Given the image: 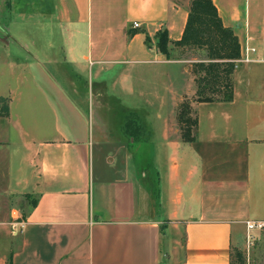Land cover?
Returning <instances> with one entry per match:
<instances>
[{
	"label": "crops",
	"instance_id": "1",
	"mask_svg": "<svg viewBox=\"0 0 264 264\" xmlns=\"http://www.w3.org/2000/svg\"><path fill=\"white\" fill-rule=\"evenodd\" d=\"M189 2L0 0L6 191L37 199L21 221L0 218V264H234L246 220H264V0H214L241 44L234 96L192 102L196 138L185 141L177 117L188 87L195 85V95L191 67L201 58L177 49L168 56L155 35L167 30L180 39ZM7 37L30 58L11 59ZM48 65L74 77L115 68L120 92L155 118L146 139L131 143L105 121L92 134L90 106ZM145 149L151 160H137ZM20 152L35 180L31 190L9 185Z\"/></svg>",
	"mask_w": 264,
	"mask_h": 264
},
{
	"label": "rangeland",
	"instance_id": "2",
	"mask_svg": "<svg viewBox=\"0 0 264 264\" xmlns=\"http://www.w3.org/2000/svg\"><path fill=\"white\" fill-rule=\"evenodd\" d=\"M180 3H185L187 0H175ZM253 1V0H252ZM252 8L254 9L253 12L256 10L254 4L252 5ZM5 17L3 16L1 18L0 16V42L4 43V37L5 34L3 33L2 25L4 24ZM2 33V34H1ZM6 40L7 42H10V47L8 48L10 53L14 56L11 57L15 58L17 56L20 57H27L30 58V53L26 52L24 49H21V47L14 41V39L8 38ZM171 49H174V46L170 44L169 46ZM0 54H4L3 50L0 49ZM191 56H198L199 58L205 57L202 52H195L194 54L190 53ZM110 65V64H106ZM48 69L51 73H53L61 82L63 86L74 96V98L77 100V102L80 105H88L91 108V115H90V130L91 133H97V131L100 129L101 124L105 121L109 131L117 134L124 133L123 126L124 122L126 120V116L134 112L133 110H138V114L143 120V123L147 129V132H149V129L155 122L154 117L146 118L142 115L144 114V111H139V107H142L140 103H135L133 96L124 95L120 92V88L118 86V83L116 81L117 76V70L115 68H111L108 71H105L102 73L101 76H97L95 71L90 69L88 70H78V72L82 73L81 77L79 76H73L69 75L68 72L64 71L63 68L60 66L52 67L51 65H48ZM192 73V71H191ZM72 74V73H70ZM194 75V74H193ZM69 76H71L69 78ZM73 79L76 83V86L70 83V80ZM7 81L11 82L13 78L9 77L6 78ZM14 81H12L13 83ZM11 84V83H10ZM14 85V83H13ZM191 86H193L191 84ZM7 84L6 81H0V94H4L6 92ZM187 88V87H186ZM195 88V85L193 87H188V95L187 99L190 101L191 105L192 102L195 101V95H192L193 90ZM75 89L76 91H74ZM4 96V95H3ZM1 105H3L2 111L5 110L6 106L8 105V98L4 99V103L1 102ZM109 105V108L107 106ZM13 106H16V102L13 103ZM143 108V107H142ZM17 110V107H16ZM132 110V111H131ZM194 116V114H193ZM11 136L14 143H11L10 148H14L16 146H19L17 143V135L14 133V130H12ZM121 131V132H120ZM24 156V155H23ZM152 158V152L145 149V151L141 150L137 153L136 159L139 161H142L143 159H146L147 162L151 160ZM7 151L1 149L0 150V218L5 219L8 221H21L22 218H24L29 211V209L32 207V203L35 196L30 195H11L6 191L7 188ZM96 161L100 160V152L99 150L96 151ZM13 166L11 171V177L9 185L14 188L17 186V188H21L24 186L25 188H29L31 190L35 186V180L32 176V172L30 169V166L23 163L22 160V152L17 153L12 158ZM18 162H21L23 164L20 169L18 168ZM136 162V160H135ZM137 163V162H136ZM148 167V166H146ZM148 169V168H147ZM19 175V176H18ZM26 178L27 181L18 182V178ZM15 210V211H14ZM12 226V224L10 223ZM12 228V227H11ZM13 230V229H12ZM252 240L251 244H248L246 241V235L242 238V246H240L237 249H240L242 251L243 256L245 258V264H264V228L263 229H256L252 231ZM236 248L233 250V262L234 264H238V259L236 257ZM237 259V261H236Z\"/></svg>",
	"mask_w": 264,
	"mask_h": 264
},
{
	"label": "trees",
	"instance_id": "3",
	"mask_svg": "<svg viewBox=\"0 0 264 264\" xmlns=\"http://www.w3.org/2000/svg\"><path fill=\"white\" fill-rule=\"evenodd\" d=\"M134 31H129L132 35ZM150 43V37H147ZM156 48L170 55V44L178 54L191 55L202 52L205 57L192 63L191 71L195 76L196 101H230L234 96V71L237 60L241 57V44L232 27L224 24L214 0H190L187 22L178 40H172L167 30L155 35ZM4 103V100H3ZM190 101L180 104L177 121L181 137L185 141L195 140L198 120ZM124 134L131 143L146 139L147 129L137 112L126 116ZM35 198L32 206L36 205ZM236 261L245 264L242 251L236 248Z\"/></svg>",
	"mask_w": 264,
	"mask_h": 264
},
{
	"label": "built area",
	"instance_id": "4",
	"mask_svg": "<svg viewBox=\"0 0 264 264\" xmlns=\"http://www.w3.org/2000/svg\"><path fill=\"white\" fill-rule=\"evenodd\" d=\"M134 27H139L141 24L138 21L134 22ZM17 223H12L13 230H16ZM264 228V220H246V229H247V236L246 241L248 244H251V240L253 238L252 231L256 229H263Z\"/></svg>",
	"mask_w": 264,
	"mask_h": 264
}]
</instances>
